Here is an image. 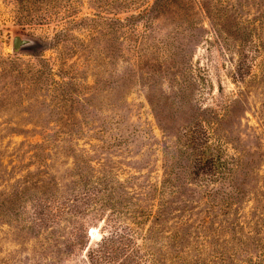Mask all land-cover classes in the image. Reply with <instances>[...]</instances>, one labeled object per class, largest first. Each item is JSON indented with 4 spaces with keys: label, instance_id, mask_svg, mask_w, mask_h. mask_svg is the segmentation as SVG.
I'll return each instance as SVG.
<instances>
[{
    "label": "rangeland",
    "instance_id": "obj_1",
    "mask_svg": "<svg viewBox=\"0 0 264 264\" xmlns=\"http://www.w3.org/2000/svg\"><path fill=\"white\" fill-rule=\"evenodd\" d=\"M0 264H264V0H0Z\"/></svg>",
    "mask_w": 264,
    "mask_h": 264
},
{
    "label": "water",
    "instance_id": "obj_2",
    "mask_svg": "<svg viewBox=\"0 0 264 264\" xmlns=\"http://www.w3.org/2000/svg\"><path fill=\"white\" fill-rule=\"evenodd\" d=\"M27 40L22 39L21 37L15 36L12 40V47L14 51H17L19 48L27 44Z\"/></svg>",
    "mask_w": 264,
    "mask_h": 264
},
{
    "label": "trees",
    "instance_id": "obj_3",
    "mask_svg": "<svg viewBox=\"0 0 264 264\" xmlns=\"http://www.w3.org/2000/svg\"><path fill=\"white\" fill-rule=\"evenodd\" d=\"M213 166H214V165H213ZM220 168H221V169H220ZM220 168H218V170H219V175L221 176V178H223V177H224V172H221L222 167H220ZM215 174H218V172H216ZM106 240H107V239L102 238V239H101V243H102L103 245H105Z\"/></svg>",
    "mask_w": 264,
    "mask_h": 264
},
{
    "label": "bare ground",
    "instance_id": "obj_4",
    "mask_svg": "<svg viewBox=\"0 0 264 264\" xmlns=\"http://www.w3.org/2000/svg\"><path fill=\"white\" fill-rule=\"evenodd\" d=\"M96 232V231H95Z\"/></svg>",
    "mask_w": 264,
    "mask_h": 264
}]
</instances>
